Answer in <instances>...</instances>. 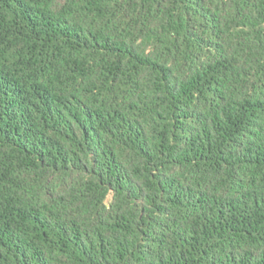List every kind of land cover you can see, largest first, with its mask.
I'll return each instance as SVG.
<instances>
[{
    "label": "trees",
    "instance_id": "obj_1",
    "mask_svg": "<svg viewBox=\"0 0 264 264\" xmlns=\"http://www.w3.org/2000/svg\"><path fill=\"white\" fill-rule=\"evenodd\" d=\"M0 264H264V0H0Z\"/></svg>",
    "mask_w": 264,
    "mask_h": 264
}]
</instances>
